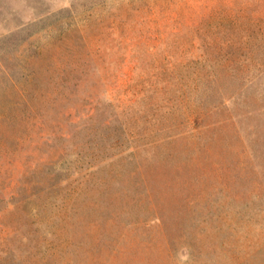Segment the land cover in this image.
Returning a JSON list of instances; mask_svg holds the SVG:
<instances>
[{
	"label": "rangeland",
	"instance_id": "rangeland-1",
	"mask_svg": "<svg viewBox=\"0 0 264 264\" xmlns=\"http://www.w3.org/2000/svg\"><path fill=\"white\" fill-rule=\"evenodd\" d=\"M170 76L235 96L174 160L143 155L165 176L73 196L111 92ZM0 264H264V0H0Z\"/></svg>",
	"mask_w": 264,
	"mask_h": 264
},
{
	"label": "trees",
	"instance_id": "trees-1",
	"mask_svg": "<svg viewBox=\"0 0 264 264\" xmlns=\"http://www.w3.org/2000/svg\"><path fill=\"white\" fill-rule=\"evenodd\" d=\"M69 80H71L69 76H64L65 84ZM73 80H76L77 87L81 86L80 76ZM221 80L220 76H170L157 78L149 82L148 89H144L140 87L142 83L134 85L133 82L128 83L131 81L130 78L126 79L127 86L123 92L116 93L117 96L114 95V91L111 92V105L118 116L116 122L118 124H113V120L107 119L99 125L92 123L84 127L90 151L81 155L79 164H71L68 169L70 173L74 168L73 172L62 179L63 182L68 181L70 193L73 196H81L87 189H98V184L111 188L116 181L123 183L121 177L126 171L127 177H138L139 180L148 183L155 168L160 171L159 176H165L168 170L162 161L174 160L177 142L188 137L199 138L205 126L204 117L222 111L224 105L227 106V103L233 100L234 93H226L219 87ZM211 92L219 101L207 102ZM94 108L95 106L92 107ZM89 118L92 119L93 114ZM227 118L233 119L231 115L229 117L227 115L212 123L221 127ZM160 147H166L162 151H165L167 157H162V161L155 160L158 168L152 164L151 158L143 155L153 157L159 152ZM201 153L202 150H198L197 157ZM129 163L133 165L131 170L127 167ZM107 165L109 175L104 179L98 175ZM184 166L185 163L184 165L174 163V171L178 177H182L181 169ZM74 174L77 176L72 177ZM97 177L99 181L96 180ZM45 186L48 189L60 187V181L45 183ZM121 186L123 188L125 185ZM127 188L116 191L115 197H119L122 191L123 195ZM148 192L152 193V190L149 189L146 194ZM155 214L166 222L160 211L156 210Z\"/></svg>",
	"mask_w": 264,
	"mask_h": 264
}]
</instances>
